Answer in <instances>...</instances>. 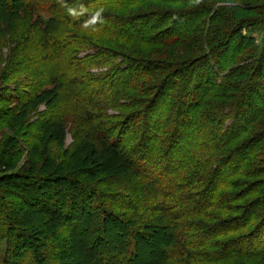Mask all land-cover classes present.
Instances as JSON below:
<instances>
[{"label":"trees","instance_id":"16d2710c","mask_svg":"<svg viewBox=\"0 0 264 264\" xmlns=\"http://www.w3.org/2000/svg\"><path fill=\"white\" fill-rule=\"evenodd\" d=\"M82 2L100 31L0 0V264H80L84 203L134 249L163 230L152 264H264V0Z\"/></svg>","mask_w":264,"mask_h":264},{"label":"rangeland","instance_id":"374dc122","mask_svg":"<svg viewBox=\"0 0 264 264\" xmlns=\"http://www.w3.org/2000/svg\"><path fill=\"white\" fill-rule=\"evenodd\" d=\"M23 23L26 24L23 21L17 22V24H21L22 26ZM257 34L259 35L258 32ZM113 41L115 40L113 39ZM5 43L6 41H3V44L0 45V67L5 66V64L9 61V47L6 46ZM120 44H122V46L125 47L129 53L135 55H139L137 52L138 48L140 50L142 49L138 46H125L122 42H120ZM91 52L95 51L89 50L86 53H83L82 56ZM45 110V105H42L39 109L40 112H44ZM188 140L189 144H191L195 139L190 137ZM72 143L73 137L72 134H69L66 139V144L68 146ZM25 160L18 165L17 169L23 166ZM50 186V191L49 189L43 188L40 189L42 191L38 192L39 199L34 206L35 211L41 212L47 210V205L44 204L46 199H49V203H54L58 202L56 200L60 198L59 202L61 204L63 203L65 205L67 203L66 191H62V189L60 192H55L53 189L54 184ZM69 191L71 192L72 190L69 189ZM85 204L86 203L74 206L73 216L67 218V220L72 222L73 225L75 224V230L78 231L79 234L81 233L80 237L82 241L79 243L77 240V245L75 243V246L72 247L73 253L76 255L75 257H78L77 259H81L80 261H82L80 264H92L93 262L94 264L95 262L96 264H100L101 261H105V263L109 262V264H126L123 262L125 256H128L130 264H152L158 257H161L163 254V248L169 243V237L163 230H160L149 239H140L137 243H133L137 247L134 249L131 246L132 244L128 246V236L120 230L117 224L113 221L103 222L100 212L97 210H91L90 212L89 207ZM56 206L59 207L57 203ZM39 208L41 211H38ZM49 211L50 210L48 209L47 212ZM23 245L26 247L29 246V244L26 243ZM92 247H94V250H90ZM232 262H235V264H245L246 261L243 259H233V261L228 264H232Z\"/></svg>","mask_w":264,"mask_h":264},{"label":"clouds","instance_id":"9594fccd","mask_svg":"<svg viewBox=\"0 0 264 264\" xmlns=\"http://www.w3.org/2000/svg\"><path fill=\"white\" fill-rule=\"evenodd\" d=\"M201 2L202 0H193L196 5ZM58 3L66 9L67 15L72 21L80 22V27L84 31L98 32L106 24L103 6L92 9L89 5L83 3L82 0L74 5H69L67 0H58ZM242 33L246 34L244 30H242Z\"/></svg>","mask_w":264,"mask_h":264}]
</instances>
